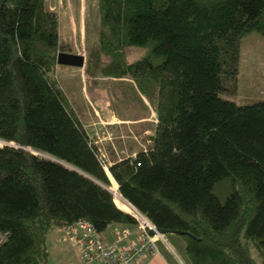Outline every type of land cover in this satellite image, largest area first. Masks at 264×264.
<instances>
[{
    "label": "trees",
    "instance_id": "trees-1",
    "mask_svg": "<svg viewBox=\"0 0 264 264\" xmlns=\"http://www.w3.org/2000/svg\"><path fill=\"white\" fill-rule=\"evenodd\" d=\"M96 12L84 75L153 112L150 145L107 162L55 79L58 14L0 0V264H47V232L81 219L101 235L133 226L124 201L185 233L188 264H264V102L218 96L241 37L264 36V0H97ZM129 49L143 54L129 63Z\"/></svg>",
    "mask_w": 264,
    "mask_h": 264
},
{
    "label": "rangeland",
    "instance_id": "rangeland-1",
    "mask_svg": "<svg viewBox=\"0 0 264 264\" xmlns=\"http://www.w3.org/2000/svg\"><path fill=\"white\" fill-rule=\"evenodd\" d=\"M44 1L51 11H55L58 14L60 52L80 55L83 56L84 60H86L88 50L92 49V47L94 48L93 45L96 44L97 40V0ZM142 54V50L139 51L129 49L127 51V61L132 63L140 58ZM78 71H80L79 68L57 65L54 74L55 79L61 87L65 88L66 93H68L69 90L68 86L71 87L70 89H74L75 91L73 92L77 101H79L80 97H82V99H89V101L94 104V98L99 96V92L94 90V87L89 85L88 82L91 77L85 76L82 68L80 72L81 74ZM92 71V69H89V75L92 74ZM81 77H84V85L81 81ZM94 78H96L95 81L99 80L97 77ZM101 82L110 83L112 80H102ZM223 84V90L218 94L221 99L231 101L237 105H250L256 102H264V36L261 33L253 31L241 37L239 41L237 72L235 77L225 79ZM82 87H85V93ZM81 91H83V95H81ZM105 92L106 99H108L110 103H113V108L117 109L115 111L119 113V116L127 117V115L131 114L128 117L138 120L144 119V121H138L137 124L132 125V128L129 131L131 132L129 134L131 140H125V136L120 135L118 128H116V130L111 134L114 137V140H102V133H98L99 139L96 138L98 140L96 144L101 152H103L107 162H110V159L114 157V154L111 152L112 149L108 147L109 144L114 146L116 145L118 147L124 146L126 147V152L129 153H133L137 146L139 149H147L150 145V141L147 136L142 134V132H144L143 128H147L146 130L148 134L152 135L155 122L153 112L151 111L149 113V111H138L132 99H128L127 102H122L119 92L115 94L118 98V101L116 102L114 101L115 97L110 94V90L108 91L107 89ZM70 104H72V102ZM123 123V121H118L115 126L120 127ZM130 125L131 124H129V126ZM125 132L128 133L126 129ZM119 136L124 138V140H120ZM93 140L95 141L94 138ZM117 143H119V145H117ZM5 144L6 143L2 141L0 142L1 146ZM125 155V153L120 155V158H125ZM109 189L111 192L116 191L115 188ZM115 197V202L117 203V194ZM119 207L122 209L128 208L127 204L124 202H119ZM57 232V229L52 228L47 232L45 237L48 251L47 264H64L68 260L66 257H62V249L69 250L68 245L58 241L56 236ZM164 237L171 243L177 254H175L172 248L168 247L169 245L167 243H164L175 263L188 264L187 258L184 255L183 239L175 234H166ZM252 256L257 259L258 262L261 260L258 257L259 255L254 250H252Z\"/></svg>",
    "mask_w": 264,
    "mask_h": 264
},
{
    "label": "crops",
    "instance_id": "crops-1",
    "mask_svg": "<svg viewBox=\"0 0 264 264\" xmlns=\"http://www.w3.org/2000/svg\"><path fill=\"white\" fill-rule=\"evenodd\" d=\"M79 70L80 71H78V72L80 73L81 69H79ZM82 70H83V68H82ZM82 75H83V73H82ZM97 79H99L100 81L99 80L95 81L96 78H92V79H89V82H88L89 85L94 87V90L99 92V96H96L97 97V98L95 97L96 99L94 98V101H95L94 104H92V102H90L89 99L88 100H86V98L82 99V97H80L79 101H77L75 98V94L73 92V91H75L74 89L72 90V89H70L71 87L68 86L69 90H68V93H66L65 88L61 87L60 85L59 86L63 90V92L66 94L69 102L70 103L72 102L71 105H72L74 111L76 112L79 120L83 124V126L86 129L89 136L92 139L93 138L95 139V141H94L95 143H97V141H98L97 139H99L98 133H102V135H101V138H103L102 140H114V137L111 134L116 130V128H118L120 135L125 136V140H131L130 135H129L131 132H129V131L131 130L132 125L137 124L138 121H144V119L138 120V119H133V118L128 117L131 114L127 115V117L126 116L125 117L119 116V113L115 111L117 109L113 108V103H110V101L108 99H106V92H105L108 89V91L110 90V94H112V96H114L113 95V89L115 87H113L114 85H112V84H113V82L115 83L116 81L112 80V82H110V83H103V82H101L102 80H104L103 78L102 79L97 78ZM92 80H93V83H92ZM81 81L83 82V85H84L85 84L84 77H81ZM82 89L84 90V93H85V87H82ZM81 95H83V91H81ZM114 101L115 102L118 101L117 96L115 97ZM121 101L127 102V100H123V99H121ZM118 121L124 122L122 124V126H120V127L115 126ZM129 124H131V125L129 126ZM125 129L128 131V133L125 132ZM146 129L147 128H143L144 132H142V134L144 136H147L148 139H150L151 135L148 134ZM138 137H140V136H138ZM119 138H120V140L122 139V141L124 140V138H121V136H119ZM117 145H119V143H117ZM108 147L112 149L111 152L114 154V157H112L110 159L109 163H113V161L121 160L122 158H120V155H123L124 153L126 154L125 157H130V156H134L139 150L142 149V148L139 149L137 146V148L135 147L136 150L133 153H131V152L129 153V152H126V150H125L126 147H124V146L118 147L116 145L114 146L112 144H109ZM115 193H116V191H115ZM116 227L117 226H113L107 232L102 233V236L104 237V239L108 243H111L113 241L112 232H113V229ZM129 228L132 231V235H130V237L126 241L122 242V246H128L129 244H131L136 239V237L138 235V231L136 230L134 224H133V226H131ZM59 231L60 230H58L56 236H58ZM165 240L166 241L158 240L156 243V246L158 248V253L145 257L140 262V264H172V263L176 264L175 261L173 260V258L171 257V254H169V251L166 248L167 246L165 244L167 243L169 245L168 247H170L172 249H173V247H172L171 243L166 238H165ZM68 248H69V250L62 249V257L64 256L68 259L67 260L68 262L66 261L64 264H82L79 260L78 251L76 249L70 247L69 245H68ZM183 250H184V248H183ZM173 251L175 252L174 249H173ZM175 254H176V252H175ZM184 255H185V252H184Z\"/></svg>",
    "mask_w": 264,
    "mask_h": 264
},
{
    "label": "built area",
    "instance_id": "built-area-1",
    "mask_svg": "<svg viewBox=\"0 0 264 264\" xmlns=\"http://www.w3.org/2000/svg\"><path fill=\"white\" fill-rule=\"evenodd\" d=\"M126 204L129 206L128 214L138 231L136 239L128 246H122V242L132 235L130 228H114L113 241L108 243L96 232L92 224L84 219L61 229L57 236L58 241L76 249L82 264H140L145 257L158 253L156 243L163 240V237L158 234L150 235V231H156L153 224L134 207ZM3 239L0 235V243Z\"/></svg>",
    "mask_w": 264,
    "mask_h": 264
},
{
    "label": "water",
    "instance_id": "water-1",
    "mask_svg": "<svg viewBox=\"0 0 264 264\" xmlns=\"http://www.w3.org/2000/svg\"><path fill=\"white\" fill-rule=\"evenodd\" d=\"M57 65L73 67V68H83L85 65V60L83 56L75 55L71 53L59 52L56 58ZM151 138V137H150ZM55 161V160H54ZM158 234L159 236H164L166 234H176L178 236H183L185 233L177 232V233H168L165 230L156 229V231H150V235Z\"/></svg>",
    "mask_w": 264,
    "mask_h": 264
},
{
    "label": "bare ground",
    "instance_id": "bare-ground-1",
    "mask_svg": "<svg viewBox=\"0 0 264 264\" xmlns=\"http://www.w3.org/2000/svg\"><path fill=\"white\" fill-rule=\"evenodd\" d=\"M110 190V189H109ZM111 191V190H110ZM114 191V190H113ZM112 194H113V196H114V199H116V193H115V191L114 192H112ZM124 201V200H123Z\"/></svg>",
    "mask_w": 264,
    "mask_h": 264
},
{
    "label": "clouds",
    "instance_id": "clouds-1",
    "mask_svg": "<svg viewBox=\"0 0 264 264\" xmlns=\"http://www.w3.org/2000/svg\"><path fill=\"white\" fill-rule=\"evenodd\" d=\"M125 202V201H124ZM161 237H163V240L162 241H165V238H164V236H161Z\"/></svg>",
    "mask_w": 264,
    "mask_h": 264
}]
</instances>
